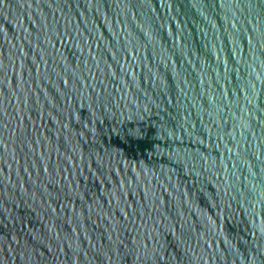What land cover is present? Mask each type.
Masks as SVG:
<instances>
[{"label": "water", "instance_id": "1", "mask_svg": "<svg viewBox=\"0 0 264 264\" xmlns=\"http://www.w3.org/2000/svg\"><path fill=\"white\" fill-rule=\"evenodd\" d=\"M0 264H264V0H0Z\"/></svg>", "mask_w": 264, "mask_h": 264}]
</instances>
